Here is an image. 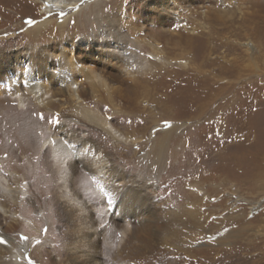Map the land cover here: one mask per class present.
Wrapping results in <instances>:
<instances>
[{
    "label": "rangeland",
    "instance_id": "obj_1",
    "mask_svg": "<svg viewBox=\"0 0 264 264\" xmlns=\"http://www.w3.org/2000/svg\"><path fill=\"white\" fill-rule=\"evenodd\" d=\"M69 1L48 11L41 0H0V58L48 48L40 60L55 64L61 42L123 32L149 93L136 107L122 97L135 95L117 63L85 62L116 89L113 103L82 82L79 107L57 93L47 109L28 99L33 113L23 116L3 85L0 190L18 176L19 215L0 214V264H264V181L253 179L264 155V0ZM116 12L120 24L107 25ZM21 117L40 123L35 136ZM56 136L89 142L115 184L81 159L62 183L46 143Z\"/></svg>",
    "mask_w": 264,
    "mask_h": 264
},
{
    "label": "bare ground",
    "instance_id": "obj_2",
    "mask_svg": "<svg viewBox=\"0 0 264 264\" xmlns=\"http://www.w3.org/2000/svg\"><path fill=\"white\" fill-rule=\"evenodd\" d=\"M41 1L43 3V6L47 7L46 9L48 11L67 10L68 8L72 7L75 3L69 0H41ZM117 12L109 15V21L106 20L107 25H111V26L113 25L114 27V24H120L118 22L119 14H117ZM111 30L112 32L114 31L119 32L120 29L117 30L116 28ZM119 33L120 34L118 35L116 34L109 36L107 35L108 30H106L101 34L98 32L96 34L97 36H95L94 39L95 41L94 40L91 41L90 39L83 38L81 36L79 38H76L75 40H71L70 42L60 41L61 45L57 49L58 51H54L55 64L49 63L48 57H46L47 59L45 58L42 61L40 60L41 56H46V51L48 50V48L39 49V53L41 54L40 57H37L36 54L34 53H30V55L27 54L22 55V53L20 52L13 53L12 55L2 54L0 58V68H1L0 71L2 70L0 72V76H1L0 82L3 83H1L0 85V95L4 93L5 87L3 88V85H8L10 88L11 87L14 88L16 90V93H12V95L16 96L21 106L20 112L17 113L23 116L29 115V113L31 114L33 113V110L29 111L28 102L30 100L28 99L30 98L34 99V101L40 108L42 107L47 109V108H51V105L54 104V101L59 99L58 97L57 98L54 97L57 96V93L62 94L65 100L67 101L69 100V102L71 101L72 105L79 107L80 104L84 101L81 90L82 82H87V85L90 89V94H92V98L97 97L96 93L98 94L99 92L100 94L101 92H103L104 97L102 98V100L104 99L106 101L113 103L117 93L116 89H114L109 84V82L102 75L99 69H97L95 66L84 63L92 62L96 64V62L97 63L100 62L99 64H101L104 62H109V63L114 62L121 67L122 72L127 74V78L125 79V81L128 83L132 93L135 95V97L130 96L131 98H128L126 97L128 95L124 94L122 96L123 99L129 101L132 100V98H134L135 106L139 107L137 106L138 103H140L138 98L149 93L147 89V85L145 83L146 81L144 80L145 79L144 74L146 71L143 70L142 65L140 64L138 65L132 60L133 57L131 56V52H129V46H130L129 38L126 39L127 35H123V32L122 33L119 32ZM123 39L126 42H124ZM80 51H82V53ZM80 54H86L87 56L84 59L82 58L84 56ZM79 76H82L83 78L80 79ZM3 77H5L4 80L6 79L5 82L3 80ZM53 84H57L58 86H60L58 87V92L53 93L54 92L53 90H55L52 87ZM22 88H24V91H22ZM25 94L27 95L25 96ZM64 98H60V99L64 100ZM22 108L24 110H22ZM83 116L89 121L97 123L102 127H105L104 123H106L105 122L106 118H104L102 114L93 112L88 109H84ZM17 121L20 124L19 125L20 128H23V130L26 133H29L31 136L36 134V131L40 129L39 128L40 123L38 124V122H36V120L33 118L25 119L24 117H21L20 120L16 119V122ZM106 129H108L109 132L112 131L114 134L115 133L117 134V130L113 128V126H111L110 124ZM162 142L163 140L159 141L160 144ZM46 143L50 145L54 150V155L58 160V166H59L58 172L62 183H66L68 177L70 176L69 175L70 163L80 159L83 160L84 164L88 165L91 169H93L94 173L98 177L102 178V180H105L106 177L105 184L114 183V176H112L111 172H109V168H107V163L104 162V159L100 155V152L97 153V151L94 150L93 147H91L89 142L87 141L85 142L82 139H77L76 141L71 142L65 138L56 136L55 138L52 139L48 138L46 140ZM36 145H38V143H36L35 146ZM262 151L264 152V150ZM24 152L25 154H28L25 158V161L27 160L29 161L32 154L27 150H24ZM255 156H257L256 159L258 163L257 164L258 170L255 173L253 179L264 181V155L262 152H258L255 154ZM2 162H3L2 165H4L5 161ZM17 177L18 176L15 173H12L11 182H14V185L6 186V187L3 186L0 190L1 191L0 197L9 196L12 199V204H13L11 207H9L7 205H4L0 200V214L6 217L8 216L11 217L14 222L18 221L17 216L19 215L18 211L16 212L12 211L14 207H18L17 192L19 191L18 190L19 181ZM65 196H67V194H65ZM183 211L184 213L187 214L189 218L196 214L195 209L194 210L183 209ZM181 220L183 221L182 226L187 227L188 223L185 222L183 219ZM187 221H189L188 218ZM1 230H0V238L3 237V233ZM80 249L81 248H79V250ZM72 250L75 251L74 249Z\"/></svg>",
    "mask_w": 264,
    "mask_h": 264
},
{
    "label": "snow or ice",
    "instance_id": "obj_3",
    "mask_svg": "<svg viewBox=\"0 0 264 264\" xmlns=\"http://www.w3.org/2000/svg\"><path fill=\"white\" fill-rule=\"evenodd\" d=\"M29 23H33V21H31V20H29L28 21ZM165 124L167 125V126H171V124H170V122H167V121H165ZM46 231V230H45ZM0 239H2V238H0ZM26 240H27V237L25 238Z\"/></svg>",
    "mask_w": 264,
    "mask_h": 264
}]
</instances>
